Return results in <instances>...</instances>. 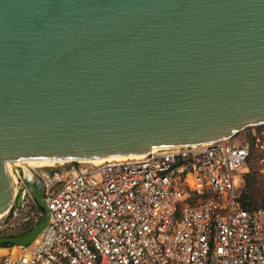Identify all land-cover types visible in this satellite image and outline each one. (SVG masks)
<instances>
[{"label": "water", "instance_id": "1", "mask_svg": "<svg viewBox=\"0 0 264 264\" xmlns=\"http://www.w3.org/2000/svg\"><path fill=\"white\" fill-rule=\"evenodd\" d=\"M264 126V0H0V217L19 161L81 162L224 141Z\"/></svg>", "mask_w": 264, "mask_h": 264}, {"label": "built area", "instance_id": "2", "mask_svg": "<svg viewBox=\"0 0 264 264\" xmlns=\"http://www.w3.org/2000/svg\"><path fill=\"white\" fill-rule=\"evenodd\" d=\"M250 155L233 137L41 168L50 221L34 243L1 250L0 264H264V206L240 201Z\"/></svg>", "mask_w": 264, "mask_h": 264}, {"label": "rangeland", "instance_id": "3", "mask_svg": "<svg viewBox=\"0 0 264 264\" xmlns=\"http://www.w3.org/2000/svg\"><path fill=\"white\" fill-rule=\"evenodd\" d=\"M249 134L257 135L259 138V141L254 144V160L252 161V170L257 173L256 178L259 181V190L254 191L252 197H255L257 206H260L262 197L264 198V128L261 126L260 128H248L236 135L235 141L243 142L244 139H248ZM39 169L41 168H37L34 172L40 171ZM250 172L251 170L248 169L245 173ZM41 218L36 201L28 197L24 207L17 210L14 206L10 213L0 219V236H16L29 225H36ZM4 253L6 252H2V254Z\"/></svg>", "mask_w": 264, "mask_h": 264}, {"label": "trees", "instance_id": "4", "mask_svg": "<svg viewBox=\"0 0 264 264\" xmlns=\"http://www.w3.org/2000/svg\"><path fill=\"white\" fill-rule=\"evenodd\" d=\"M261 127L264 128V126H261ZM257 128H260V127H257ZM244 141H248L251 144V155L247 161V168L249 170H251V172L245 173L242 177V186L239 190L240 201H241L242 207L244 209L252 210V209H255L257 207L264 206V198L263 197H262V204L260 206H257L255 197L254 196L252 197V193L256 190H259L258 189L259 181L256 178L257 173L252 170V161L254 160V144L256 141H259V138L257 135L249 134L248 139H244ZM39 211H40V214L44 215L43 209L39 208ZM34 226L29 225L21 233H19L16 236H20V235H23V234L29 232L30 230L33 229ZM6 247H11V246H6Z\"/></svg>", "mask_w": 264, "mask_h": 264}, {"label": "bare ground", "instance_id": "5", "mask_svg": "<svg viewBox=\"0 0 264 264\" xmlns=\"http://www.w3.org/2000/svg\"><path fill=\"white\" fill-rule=\"evenodd\" d=\"M159 148H154L153 150H157ZM142 155L138 156H119V157H108L105 159L100 160H90V161H81L82 164H93V165H100L107 161H125L127 159H134V158H140ZM67 163L66 161H51V160H33V161H19L13 163L14 166H21L25 172V175L32 177H35V172L37 168H45V167H57L59 165H63ZM16 172L20 179L23 180L22 174L19 170L16 169ZM21 182V180H20ZM6 215V214H5ZM5 215L1 216L0 219H2ZM3 252V251H2Z\"/></svg>", "mask_w": 264, "mask_h": 264}]
</instances>
